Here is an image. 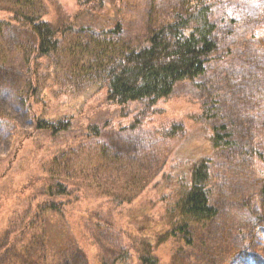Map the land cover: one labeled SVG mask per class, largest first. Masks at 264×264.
<instances>
[{"label": "rangeland", "instance_id": "374dc122", "mask_svg": "<svg viewBox=\"0 0 264 264\" xmlns=\"http://www.w3.org/2000/svg\"><path fill=\"white\" fill-rule=\"evenodd\" d=\"M182 1L121 0L122 34L113 42L143 47L153 30L173 20ZM76 7L75 0H0V109L22 132L19 140L26 139L16 146L12 125L0 122V176L5 175L0 177V235L26 215L28 198L42 194L50 169L69 173L73 167V182L82 184L76 174L82 172L99 180L98 192L84 191L86 199L72 204V213L47 215L48 264L76 249L90 264L99 259L110 264L121 253L127 224H141L149 215L146 202L160 210L173 183L163 180L133 204L109 207L115 230L84 217L103 202L94 198L108 190L119 195L123 185L136 190L150 171L147 161L163 165L156 180L183 173L187 162L211 154L212 128L223 127L229 145L211 154L208 186L217 216L207 226L192 228L191 246L170 240L154 254L160 264H264V0L223 5L218 10V48L206 74L178 84L171 96L153 105L107 101L100 77L109 56L103 55L101 38L88 31L67 32L54 53L29 69L35 38L12 23L7 11L57 22L73 17ZM107 8L113 14V7ZM29 98L38 118L72 120L71 129L57 136L35 131ZM87 125H98L100 137L90 135ZM117 154L129 168L113 165ZM130 176L138 179L134 188L127 184ZM129 264L138 263L133 258Z\"/></svg>", "mask_w": 264, "mask_h": 264}, {"label": "trees", "instance_id": "16d2710c", "mask_svg": "<svg viewBox=\"0 0 264 264\" xmlns=\"http://www.w3.org/2000/svg\"><path fill=\"white\" fill-rule=\"evenodd\" d=\"M233 1L236 0H183L179 9L173 11V20L153 30L145 45L140 48L113 42V39L118 40L122 34L121 0H75L77 9L74 16L57 22L43 19V15L24 14L15 9L7 13L12 23L35 38V46L29 57V69L41 57L54 53L67 32L88 31L101 38L99 46L103 49V55L109 56L108 66L100 77L107 101L116 106L142 101L153 105L171 96L178 84L194 81L206 74L207 64L218 48V10ZM107 6L113 7V14L107 11ZM29 100L28 109L32 112L35 131L57 136L71 129L72 120L47 121L38 118L33 110L35 102L33 98ZM0 122H5L10 127L12 125L15 145L20 146L22 132L17 130L14 122L1 109ZM261 128L264 131V121ZM100 130L98 125L86 127V131L94 138L100 137ZM223 131V127L212 128L209 142L211 154H217L229 145ZM211 154L205 153L193 158L187 162L188 169L179 175L172 178L161 176L157 180L163 165L158 161L144 162L150 171H146V178L141 179L143 183L136 190L126 189L129 186L123 185L125 191L119 195L108 190L94 198L97 202H103L98 211L85 212L84 217L95 224L115 230L117 225L112 221L109 207L131 205L147 190L157 188L163 180L171 179L173 183L171 193L162 201L164 203L160 210L146 202L149 215L141 224H127L126 231L123 232L125 242L121 246V253L110 264H129L133 258L138 264H160L154 253L170 240L181 239L187 246H191L188 235L192 228L207 226L217 216V210L209 200ZM117 156L118 154L112 158L113 165L119 169L129 168L123 157L119 158L122 160L120 162ZM98 158L105 164L103 158ZM145 165L135 166L145 168ZM72 169L73 167L68 169L69 173H64L59 168L50 169L46 173L42 194L28 198L29 206L27 204L28 209L24 212L26 215L20 217L19 223L7 225L9 229L1 233L0 264H48L50 249L45 235L47 215L53 213L62 217L72 213L69 212L72 204L86 199L84 191L98 192L96 186H99V180L94 181L82 172H76L79 177L77 180L82 184L77 181L74 183L70 172ZM150 173L153 175L150 176ZM0 177L4 179L5 175L1 173ZM137 181L136 177L130 176L127 184L130 182L134 188ZM83 182L89 183L83 185ZM105 206L104 211L102 208ZM11 225L13 229L10 228ZM80 250L76 249L68 257L49 264H90ZM98 264L109 263L99 259Z\"/></svg>", "mask_w": 264, "mask_h": 264}]
</instances>
